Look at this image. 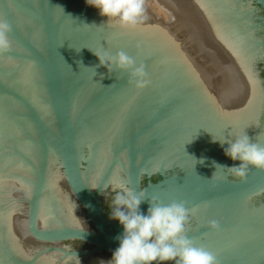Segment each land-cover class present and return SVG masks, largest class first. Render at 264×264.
<instances>
[{"label": "water", "instance_id": "obj_1", "mask_svg": "<svg viewBox=\"0 0 264 264\" xmlns=\"http://www.w3.org/2000/svg\"><path fill=\"white\" fill-rule=\"evenodd\" d=\"M144 8L122 29L85 0H0L12 29L0 55V264H107L123 229L102 199L111 206L127 177L146 199L218 214L216 227L185 232L217 264H264V169L236 180L184 169L141 189L137 164L173 136L218 135L223 154L245 133L264 145V0ZM101 51L142 64L146 86L100 65ZM75 240L93 247L70 251Z\"/></svg>", "mask_w": 264, "mask_h": 264}, {"label": "clouds", "instance_id": "obj_2", "mask_svg": "<svg viewBox=\"0 0 264 264\" xmlns=\"http://www.w3.org/2000/svg\"><path fill=\"white\" fill-rule=\"evenodd\" d=\"M86 4L98 9L107 23L112 22L122 29L137 28L144 18V0H85ZM11 25L0 19V55L7 53L12 43L9 39ZM99 63L108 70L114 67L129 72L136 87L147 84L144 66L124 51L114 55L106 51L94 52ZM221 146L225 140L214 139ZM224 154L233 161H240L227 168L230 173L243 179L250 166L264 169V145L252 142L245 133L227 141ZM203 162V161H201ZM215 173V172H214ZM108 188V187H107ZM105 188V189H107ZM114 193L111 199L110 219L117 220L122 226V233L116 237L118 246L112 251L107 264H217L216 257L203 247H197L185 235L189 209L183 202L165 204L155 197L146 199L143 191L119 185L111 187ZM148 202V208L141 211V204ZM216 227V222H210ZM103 264V262H102Z\"/></svg>", "mask_w": 264, "mask_h": 264}, {"label": "flooded vegetation", "instance_id": "obj_3", "mask_svg": "<svg viewBox=\"0 0 264 264\" xmlns=\"http://www.w3.org/2000/svg\"><path fill=\"white\" fill-rule=\"evenodd\" d=\"M261 12L264 16V12ZM215 136L212 133H207L206 136H202L200 142L192 141L187 139V141H176L175 136L171 137V140L156 142L154 146L159 148L158 156L156 159L150 157L151 152L148 150L147 157H144L141 154L138 157L137 164L141 168L140 177H139V185L141 189H145L148 183H155L162 179L163 174H178L182 172L184 169L189 173H206V174H216L219 173V167L215 169L213 165V161L218 164L231 167L233 165H238L240 161L230 160L229 157L223 154L221 147L217 141L214 142L213 138ZM159 138V135H151L150 141H147V137L142 142H139V146L144 148L148 146L149 142H153V139ZM160 139V138H159ZM187 150V153L183 157L178 155L180 151ZM210 156V157H209ZM225 156L226 160L225 161ZM208 157V161H205V158ZM147 160V161H145ZM203 161V162H201ZM153 164L151 167H149ZM230 165V166H229ZM225 171H230L227 168H224ZM128 168L126 167V171ZM127 174V173H126ZM230 179H238L233 176L231 173L229 174ZM127 187H130L128 177L126 182L124 183ZM112 198V197H111ZM258 199L252 200L250 204L256 203ZM102 205L105 210L110 215V204H107L102 199ZM218 217V214L213 212H205L204 210H194L189 212L188 222L185 225V229L187 233L189 231H195L200 228L203 229L206 226L210 225V222L215 221ZM92 226V225H91ZM93 227V226H92ZM185 231V232H186ZM78 243L79 246H75L73 248H69L70 251H78L82 249H90L93 245H90L84 241L75 240L72 241ZM107 253V252H104ZM102 253V254H104Z\"/></svg>", "mask_w": 264, "mask_h": 264}]
</instances>
